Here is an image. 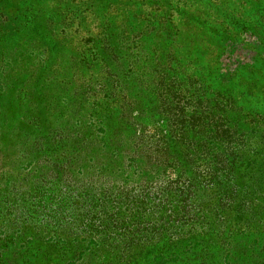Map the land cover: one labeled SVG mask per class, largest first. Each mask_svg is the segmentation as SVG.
I'll list each match as a JSON object with an SVG mask.
<instances>
[{"label":"rangeland","instance_id":"374dc122","mask_svg":"<svg viewBox=\"0 0 264 264\" xmlns=\"http://www.w3.org/2000/svg\"><path fill=\"white\" fill-rule=\"evenodd\" d=\"M0 264H264V0H0Z\"/></svg>","mask_w":264,"mask_h":264}]
</instances>
